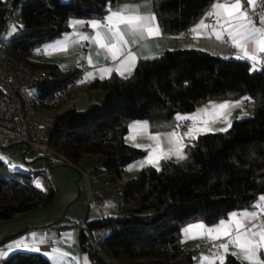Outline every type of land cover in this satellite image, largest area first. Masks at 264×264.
<instances>
[{
    "label": "trees",
    "instance_id": "obj_1",
    "mask_svg": "<svg viewBox=\"0 0 264 264\" xmlns=\"http://www.w3.org/2000/svg\"><path fill=\"white\" fill-rule=\"evenodd\" d=\"M121 1L126 0H0V33L9 21L7 12L20 8L22 24L7 38V56L49 73L36 84L37 99L53 115L51 147L68 160L58 165L76 167L85 155H99L108 183L122 197L115 214L85 221L78 236L80 249L95 264H192L193 253L182 241L185 225L198 220L215 224L232 211L250 209L264 194V68L252 71L248 60L201 49H172L139 60L129 76L113 74L83 83L86 90L104 92L85 108L60 109L67 98L46 105L80 69L64 70L36 59L34 50L62 36L71 18L103 17ZM151 1L160 23L180 32L191 28L214 0ZM243 96L251 98L250 116L236 119L227 131L200 135L186 147L185 159L166 160L161 168L146 165L137 176L125 178L127 165L145 155L125 140L131 121L191 112L209 100ZM41 173L13 171L0 159V220L54 202L49 182L42 188L32 181ZM95 229L106 231L97 246L89 236ZM10 237L1 239L0 246ZM4 264L52 262L41 253L18 250ZM226 264L243 263L229 255Z\"/></svg>",
    "mask_w": 264,
    "mask_h": 264
},
{
    "label": "crops",
    "instance_id": "obj_2",
    "mask_svg": "<svg viewBox=\"0 0 264 264\" xmlns=\"http://www.w3.org/2000/svg\"><path fill=\"white\" fill-rule=\"evenodd\" d=\"M213 3L209 7V9L206 11V13L202 17H200L193 24L191 28L180 31V32H171L167 30L160 23L157 15L155 14L153 2L151 0H126V1H121V2L116 3L110 11L116 12V11H119L121 8H123L125 5H129V6H139V12L141 15H145V16L154 15L156 18V23L158 24L159 30L161 33L158 36L137 38L135 42H133L132 37H126L129 41V44L131 45V51L136 55L138 59L135 63V66L131 69V73L129 74L126 72L125 76L131 75L134 72L139 60L144 59V57H156V56H159L165 53L167 50H172V49H201V50L207 51L209 53H212L220 57H236L237 55H240L241 54L240 50L232 46L230 39L229 41H230L231 47L227 45L224 40H217L215 36H210L208 32H210L211 29H209L203 35H197L196 32L192 31V29L196 28L201 23L202 20H205L206 15L212 10ZM244 10L247 11L248 14L252 16L254 20L257 21V26H260L259 20L261 17H264V14L257 11L256 5L255 7H252V6L245 4ZM108 15H109V12L100 18L99 17H89V18L73 17L71 18L69 20V29L59 38L49 41L45 43L42 47H40L39 50H42L43 54L41 55V57H35V58L42 60V61L57 63L64 70H70L74 68L82 70L86 68L87 70L84 73V80H85L86 73H95V78H100V72H99L100 69L109 68V67L115 69L116 67L119 66L120 61L118 60L113 61L102 49L98 48L97 44L92 43L87 40H80L76 34L80 33L83 35H87L89 37L95 36L97 30L93 29L90 26L89 22L98 21V22L104 23L105 17H107ZM214 19H215V22L212 24L209 23L208 19L205 20V23L215 26L216 18L214 17ZM77 20L84 21L85 23L83 25H77L76 27H73L72 22L77 21ZM99 31L103 32L104 29H100ZM67 36L72 37V42L70 43L69 47L66 50H56V49L49 48L50 45H55L57 41H61ZM83 41L87 43L86 49H84L81 45V42ZM249 50H251V45H249ZM89 57H91V60H92L91 65L88 62ZM107 59H109V61ZM243 60H246V59H243ZM261 60L264 61L263 58H261ZM263 68H264V63H261L257 66V70L263 69ZM113 74H118V73L116 71H113L110 75H106L104 78H109ZM95 78H89L83 83L86 84ZM103 97H104V92L99 91L95 98H97L98 100L99 99L101 100ZM245 97L247 96H243L237 99L220 98V99L209 100L202 104H199L195 108V110L191 112H180L173 116L159 114V115H153V116H150L144 119L131 121L129 124V130L126 134L125 140L128 144L134 147H137L135 145H140L141 147H137V148H141L145 150V155L135 159L134 161H132L131 163L127 165L126 170H125V178H131V177L137 176L140 170L146 165L153 166V164H144V162L150 155L149 146H151V148H155L157 146L156 141L149 139V134L159 135L164 151L167 152L169 149H173L172 154L170 156L159 160L158 168H161L164 161L166 160H172V161L180 160V158L175 154L174 145H171L168 143L169 134L172 133L173 131H178L181 134V136H183V134L187 132L189 128L194 126L195 122L191 121L193 124L189 126L187 129L182 130L180 128H177L178 123H181L180 121L177 120V115H181V116L193 115V114H196L199 110H202L205 108H209V110L211 111V105H214V104L218 105L224 102H230L234 105L237 101H243V103H245L246 101H248L244 99ZM95 98L92 99L91 101H95L96 100ZM243 103L240 106L232 107L227 112V119L219 118V119L213 120L211 115L205 116L204 119L208 120L207 128L210 129V131H205L202 134L221 132V129H225V128L229 129L228 127L229 122L232 125V123L236 119L250 116L252 112V108H249V109L245 108L243 106ZM137 122H141V123L147 122V125H148L147 132H143L140 130L134 131L133 125L137 124ZM196 126L203 127V125H196ZM202 134H199L195 139L188 138V137H185L183 139L184 147L182 151H183L184 156L186 155V147L188 145L196 144L198 142L200 135ZM133 136H135V139L132 138ZM90 156H93V158H96V159H100L99 162H95L96 165L94 163L93 168L97 167V165L100 164L99 167L100 169H103V171L101 172L100 170V173L98 176L92 175V178L90 181L91 189L89 190L90 194L88 193L89 195L87 197H88V200L92 196L96 200L98 199L102 201L104 203V208L98 209L95 207L96 209H92V207L94 206L90 205L89 201L88 203H86L87 207H86V204H84L85 202L79 203L80 205L83 204L82 207L77 205L76 202H73V204H71L70 207L67 209L66 214L61 218V220L56 225L59 227L58 239L56 241H54L53 239L48 240V241L40 239L32 243V248H30L29 244H23V243H22L23 247H20V248L15 247L16 243L11 244V245L5 244V246L3 247L0 246V251H4L8 253L6 256L0 257V264H4V261L11 254H13L14 252L18 250L33 249V248L39 249L37 253H41L44 256H47L51 253H55L60 256L74 258V256L76 255H74L70 250L71 248L75 247V237H74L75 229L71 228L74 225L73 223H80L83 221L98 219L103 216L113 215L121 208L122 197L117 194L116 186L114 184L108 183L109 175L107 174V171L105 170V168L101 166L103 157L99 155H90ZM141 164H144V166L141 167ZM77 166H78V169L79 168L83 169V167L80 166V164ZM80 177L81 178L83 177L81 175V172H80ZM47 182L40 181L41 187L45 188L47 186ZM102 193H104V195L109 194L111 198L109 199L105 198V200H102V198L104 199V196H102ZM107 200H108V203L106 204ZM258 200L259 198L256 200V202L250 209L232 211L229 213L227 218L223 220L227 221L228 218L233 213L258 211V209L255 207ZM29 223L30 224H24L23 226H21L22 228H19L17 223H14L13 225L14 228L11 227V229L7 231H6L7 225L5 227L3 226V231H1L0 233V240L7 236L13 235L12 233H18V231L20 230L27 231L28 229L29 230L32 229L36 231V230H41V228L44 227L42 225H46V224L40 225L38 224V222L33 221V220H31ZM219 223L220 221H218L215 224L209 225V224H206L204 221L198 220V221L188 223L187 225L184 226L183 230L188 228L189 226L201 225V224L204 225L206 228H213L219 225ZM52 228L54 227H50L49 229H47V231L49 230L48 234L52 232L51 231ZM78 236H79V233H78ZM41 241H43V243H41ZM182 241H183V246L185 248L190 249L193 253L194 259H193L192 264H207V262L204 260L205 257H207L209 260H212L214 257L224 255L223 249H221L219 245L222 243H225L226 238L219 239V240H211L206 234H203V233L194 234L192 238H186L184 231H183ZM51 242H53V246H51L50 244ZM213 242H218V245L210 253H206L202 251L201 244L213 243ZM229 252L230 253L235 252L236 253L235 257L238 258L243 264H250L248 260H245L242 258L239 249L230 245ZM228 256L229 255L225 256L224 264H226ZM258 258L261 264H264V251H261L258 253ZM215 264H220L219 259H216Z\"/></svg>",
    "mask_w": 264,
    "mask_h": 264
},
{
    "label": "snow or ice",
    "instance_id": "obj_3",
    "mask_svg": "<svg viewBox=\"0 0 264 264\" xmlns=\"http://www.w3.org/2000/svg\"><path fill=\"white\" fill-rule=\"evenodd\" d=\"M256 2L257 0H214L212 10L206 15L205 20L214 16L216 25H209L205 23V20H202L192 31L196 32L197 35H203L211 29L208 34L215 36L217 40H224L225 36L229 37L232 46L238 48L241 53L234 58L250 61L251 70L256 71L257 66L264 63L260 57V53H264V17L260 18V26H257V21L244 10L245 4L255 7ZM84 23V21L77 20L72 22V26L76 27ZM89 24L93 29L97 30L95 36L89 37L77 33L76 35L79 39L97 44L98 48L102 49L113 61H120L119 66L115 69L110 67L100 69V78L110 75L113 71H116L121 76H125L126 72L131 73V69L135 66L138 58L131 51V45L126 37H132L133 42H135L137 38L161 34L155 16L141 15L139 6L125 5L119 11H109L104 23L91 21ZM100 29H104V31L101 32L99 31ZM71 42L72 37L67 36L63 40L57 41L55 45H50L49 48L66 50ZM249 45H251V50H249ZM149 58L154 57H144V59ZM88 62L90 65L92 64L91 57L88 58ZM89 78H95V73H86L85 80L81 82H85ZM244 99L250 100L251 98L245 97ZM242 103L243 101H237L234 105L230 102H224L218 105H211V111L209 108H205L193 115H177L178 121H194L195 124L183 136L178 131H173L169 134L168 143L174 145L175 154L180 159H185L186 157H184L182 151L184 147L183 139L185 137L195 139L199 134L210 131L207 128L208 120L204 119L205 116L211 115L213 120L219 118L227 119V112L232 107L240 106ZM196 125H203V127H197ZM180 126L182 125L178 123L177 128ZM228 127H231L230 122ZM133 128L134 131L147 132L148 125L147 122H137V124L133 125ZM227 130V128L221 129V131ZM132 138L135 139V136ZM149 139L156 141L157 146L155 148L149 146L150 155L144 164H153V166L158 168L159 160L170 156L173 149H169L167 152L164 151L159 135L149 134ZM135 146L141 147L140 145ZM144 164H141V167ZM40 186L37 184V187ZM255 207L259 211L233 213L227 221L222 220L219 225L213 228H206L202 224L189 226L183 230L184 234L186 238H192L194 234L200 233L206 234L211 240L226 238V242L219 245L223 249L224 255L214 257L212 260L205 257L204 260L207 264H215L216 259H219L220 264H224L226 255L236 256L235 252H229L230 245L239 249L242 258L248 260L250 264H261L258 253L264 251V220L260 219L261 215H264V195L259 197ZM15 247L20 248L23 245L17 242ZM35 250L39 251V249ZM7 254V252L0 251V257ZM82 264H88L86 257L83 258Z\"/></svg>",
    "mask_w": 264,
    "mask_h": 264
},
{
    "label": "built area",
    "instance_id": "obj_4",
    "mask_svg": "<svg viewBox=\"0 0 264 264\" xmlns=\"http://www.w3.org/2000/svg\"><path fill=\"white\" fill-rule=\"evenodd\" d=\"M256 9L264 14V0H257ZM9 21L7 23L17 24L13 18V13L7 12ZM209 23H214V17L208 18ZM224 41L230 46L229 38ZM84 49L87 47L85 41L81 42ZM7 40L0 38V149L10 147L18 143H23L32 150L37 159H41L44 165H58L68 161L63 155L55 152L50 145L49 129L53 123V115L40 107L37 99V83L46 79L49 73L46 70L33 69L23 62L9 59L7 56ZM231 47V46H230ZM43 51L40 50V55ZM264 59V53H261ZM109 61V59H107ZM86 68L80 70L76 78L65 87L61 88L44 103L48 106L57 105L59 102L73 95L75 92H82V97L78 98L86 102L91 101L98 94L99 90H86L83 88L84 73ZM76 104V101H73ZM247 109L252 107L250 101L243 103ZM182 130L187 129L193 123L185 121L180 123ZM92 169H82L81 174L88 177ZM43 173L35 175L32 181L35 185L44 181ZM41 187V186H40ZM89 204L103 209L104 203L90 197ZM259 211V210H258ZM264 220V215H261ZM86 227V222L80 223V228ZM53 246V242L50 243ZM94 246L98 245V240H93ZM218 242L201 244L202 251L210 253Z\"/></svg>",
    "mask_w": 264,
    "mask_h": 264
},
{
    "label": "rangeland",
    "instance_id": "obj_5",
    "mask_svg": "<svg viewBox=\"0 0 264 264\" xmlns=\"http://www.w3.org/2000/svg\"><path fill=\"white\" fill-rule=\"evenodd\" d=\"M13 18L15 19L17 24L7 23L6 27L0 33V38H6L7 40V38L11 37L13 33L16 32L18 27L21 26L22 17L20 8H17L15 10V12L13 13ZM33 57H41L39 49L34 50ZM81 97L82 92H75L73 95L69 96L66 99V102L60 109L73 106V101H76V103L78 102L77 104H75L78 107L85 108L88 105V102L83 101L82 99H78ZM0 159L6 162L11 170L21 172L23 174H34L36 171H42V173L45 175L44 181H48L53 185L55 189L56 197L51 205L45 208H38V210H33L28 213L18 214L11 220H0V233L1 231H3V226L5 227L7 225L6 231L11 229V227L14 228V223H17L19 228H22L21 226H23L24 224H30L29 222L31 220L38 222V224L40 225L46 224L42 225L44 227H42L41 230L35 231L32 229H28L27 231L20 230L18 231V233H12L13 235H10L11 237L8 239L9 241H6V244L10 245L17 242L21 244H29L30 248H32L33 242H36L40 239H43L45 241L51 239L56 241L58 239L59 227L56 226L57 223L66 214L67 209L71 204H73V202H76L80 207H82L83 204L80 205L79 203H88L89 200L87 196L90 194L89 190L91 189L90 181L92 175L98 176L100 170L101 172L103 171V169H100L99 167L100 164H98L97 167L93 168L94 163L99 162L100 159H96L93 158V156L87 155L79 161L78 165L80 164L83 169L91 168L92 171L88 177L81 174L83 176L81 178L80 172L82 169H78L77 165L76 167L66 165H44L43 161L41 159H37L35 153L32 150H29L28 146L23 143H18L10 147L1 148ZM102 196H104V199L102 198V200H105V198H111L109 194L104 195V193H102ZM107 203L108 200L106 201V204ZM92 209L96 208L92 207ZM80 223H74V225L71 227L75 229V247L71 248L70 250L76 256H74V258H71L51 253L46 257L51 260L52 264H82L83 258L85 257L87 258L88 264H95L91 261L88 254L82 251L79 247L77 236L80 231ZM50 227L54 228H52V232L48 234L49 230L47 231V229H49ZM105 232L106 231L103 229H95L91 234H89V236L91 238H96L97 240H99L105 234ZM22 250L30 253L37 252L35 248Z\"/></svg>",
    "mask_w": 264,
    "mask_h": 264
}]
</instances>
